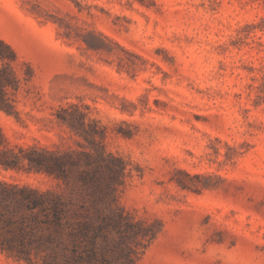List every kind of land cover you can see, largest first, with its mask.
Here are the masks:
<instances>
[{
	"label": "rangeland",
	"instance_id": "374dc122",
	"mask_svg": "<svg viewBox=\"0 0 264 264\" xmlns=\"http://www.w3.org/2000/svg\"><path fill=\"white\" fill-rule=\"evenodd\" d=\"M260 26L264 0H0L21 79L0 131L11 143L90 149L58 118L85 114L95 145L127 164L114 206L154 233L129 239L135 264H264ZM0 179L85 200L46 173L0 167ZM32 251L0 249V264H69Z\"/></svg>",
	"mask_w": 264,
	"mask_h": 264
},
{
	"label": "trees",
	"instance_id": "16d2710c",
	"mask_svg": "<svg viewBox=\"0 0 264 264\" xmlns=\"http://www.w3.org/2000/svg\"><path fill=\"white\" fill-rule=\"evenodd\" d=\"M251 31L248 30L246 36ZM84 40L89 48H101L96 41L85 37ZM18 59L17 51L0 37V111L17 112L15 95L21 79L14 62ZM257 99V102L263 100L264 95L259 93ZM58 116L60 122L87 138L91 148L77 150L59 145L11 143L0 131V167L46 173L63 181L73 191L78 189L79 196L85 200L76 201L56 189L0 179V249L16 259L31 260L32 246L37 245L51 248V255L61 263L135 264L137 248L129 239L140 234H152L151 238L154 233L114 206L118 187L126 176L125 160L103 145H95L96 131L86 128L85 114L79 116L63 108ZM178 182L187 186L182 180ZM112 233L118 236L111 238ZM99 236L108 242L102 248L96 243ZM110 239L116 241L115 246L110 245ZM58 246L60 251L55 249ZM109 253L113 254V259Z\"/></svg>",
	"mask_w": 264,
	"mask_h": 264
}]
</instances>
